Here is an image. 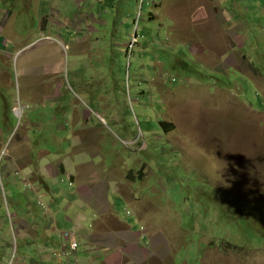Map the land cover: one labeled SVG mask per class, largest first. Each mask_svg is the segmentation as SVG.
Segmentation results:
<instances>
[{
    "label": "rangeland",
    "instance_id": "obj_1",
    "mask_svg": "<svg viewBox=\"0 0 264 264\" xmlns=\"http://www.w3.org/2000/svg\"><path fill=\"white\" fill-rule=\"evenodd\" d=\"M0 38V264H68L52 225L93 224L70 202L92 176L96 251L131 211L150 244L127 235L123 264H264V0H0ZM84 114L100 141L71 137ZM33 158L80 169L7 173Z\"/></svg>",
    "mask_w": 264,
    "mask_h": 264
},
{
    "label": "crops",
    "instance_id": "obj_2",
    "mask_svg": "<svg viewBox=\"0 0 264 264\" xmlns=\"http://www.w3.org/2000/svg\"><path fill=\"white\" fill-rule=\"evenodd\" d=\"M5 38H0V60L2 61L3 65H8V67L16 60V54L11 53L10 55L8 54H4L1 49H4L5 47ZM47 66L44 67H40V70H46ZM52 69V68H51ZM28 70V69H27ZM30 72V70H28ZM2 74V77L0 79V82L2 81L3 77L6 74V72H0ZM13 81V77L10 75V79L7 82V85L10 86L12 85ZM62 137V134L60 135ZM61 137L59 138V140L61 139ZM48 154L51 155V152H47ZM59 153L54 152V155L58 156ZM25 162V166L22 167H13V169H20L21 171H23L22 173L24 175H26L27 177L31 178L34 177L35 179H37L38 177H41L42 173H41V169L42 167H46L49 172L50 175L53 178H58L61 177L60 174V169L65 167V163L61 162L59 165H57L56 167L54 165H56L54 163V160H45L43 162H39L37 164H35V158L32 159V161L30 163H27V161H24L22 163ZM50 162V163H49ZM44 163V164H43ZM69 167L72 168V170L74 168H78L79 166V162L77 160H75L72 164H68ZM13 169H8V167H6V171H12ZM9 172H7L9 174ZM25 172V173H24ZM64 174V171L62 172ZM67 174H73V172L71 170H67L66 171ZM12 173L9 174V176H11ZM88 176V175H87ZM87 184L85 183H80L78 192L81 195V190L83 189H90L88 192H85V194L87 196L91 195L92 192L96 190V188L92 189V187H89L88 185L90 184H94L93 182H88L87 180L85 181ZM88 186V187H87ZM104 190H102L103 192ZM107 191V190H106ZM108 194V191H107ZM73 205L75 206H79L81 207L79 210H82L84 207L86 206H91L92 210L94 209H101L100 207V203L95 201L92 197L90 198H85V195L81 196V199L79 197H77L76 195H73ZM94 207H93V206ZM123 206V203L119 206H115V207H119L121 208ZM78 210V211H79ZM101 213V214H100ZM97 214V211H93L91 214V218H94V216ZM114 220L112 222L111 225L107 226V242L106 243H102L103 247L100 248L101 252L99 253L101 255L102 260H100V262H103V264H123V261L121 259V255L123 254L124 257V253L125 250L129 253H131V247L132 245L130 243H128V245H123L122 241L125 237H130L128 238V240H133V238H139L140 242L139 243H135L133 244L134 247L140 248V249H145V250H149L147 247V245L144 243L145 239L143 236V234L140 231H136V229H138L139 227H137L138 221L137 220H133V224L132 225H125L123 222L120 221V219L117 216H113ZM108 215L106 212H99V218L98 221L96 222V230L94 233L88 234V233H84L82 235V239L83 242L87 245H90L89 247L84 248V254H82L84 256V261H82V264H92L91 262H88L90 259V256H94L97 255V253L92 252L96 249H98L99 243L100 242V237H99V229L102 226V222L103 220L107 219ZM76 219L78 220V216H76ZM58 225H60V223L58 222ZM69 225V222L67 224H65V226ZM77 225V222L74 223V225L72 226L73 228H75ZM119 227V230H117ZM55 234L59 235V233H57L56 231L52 230ZM136 231V232H135ZM81 234V233H80ZM128 235V236H127ZM136 236V237H135ZM110 238H112V240H109ZM114 250H117V252H114ZM163 250V247L161 248V252Z\"/></svg>",
    "mask_w": 264,
    "mask_h": 264
},
{
    "label": "clouds",
    "instance_id": "obj_3",
    "mask_svg": "<svg viewBox=\"0 0 264 264\" xmlns=\"http://www.w3.org/2000/svg\"><path fill=\"white\" fill-rule=\"evenodd\" d=\"M52 76H53V73H52ZM55 89V88H54ZM17 110V112H18V114L22 117V112H23V107H19L18 109H16ZM79 114V113H78ZM80 116V119H81V125H84V126H86L87 125V127L86 128H84L83 130H81V132L82 133H80L79 131L78 132H71V137L73 136L74 138V140L76 141V142H80V143H83L84 142V140H85V138H86V136H85V134H83V132H88L89 133V135H90V137H92L94 140H96V141H100V137H99V135H97L95 132H94V128L93 127H91V125H90V118H88V115L87 114H84V115H79ZM75 117H76V115L74 116V120H75ZM64 121H67V122H63V124H71V122H69V120L67 119V118H65L64 119ZM164 123V122H163ZM163 126H165V125H163ZM62 133H60L59 134V136H57L56 138H55V140H59V138L61 137L60 135H61ZM43 135V134H42ZM94 135H96V137L94 138ZM44 136V135H43ZM76 137V138H75ZM60 154H58V156H59ZM83 155H85V156H88V155H90V153H89V150L87 151H85L84 152V154ZM74 161H68V163H65V167L64 168H61L60 169V174H61V176H63V175H68L67 173H66V171L67 170H69L68 169V164L70 163V164H72ZM56 165H54L55 167L57 166V165H59L60 163H61V161H58V162H54ZM80 163V162H79ZM80 167V165L78 166V170L80 169L79 168ZM0 170L2 171V169L0 168ZM13 171H15V173H16V176L18 177V178H21V179H25L27 182H29V180L28 179H30L29 177H27L26 175H24L22 172L23 171H21L20 169H13ZM64 171V174L62 173ZM25 173V172H24ZM9 174H10V172H9ZM92 176V174H90V173H87L86 174V176ZM142 175H144V172L140 175V176H142ZM140 178V177H139ZM89 180H91L94 184H96L97 182L95 181V179L93 178V176L92 177H90V178H88L87 179V181H89ZM86 181V180H85ZM82 182V181H81ZM81 182H78V184H79V186H80V183ZM94 184H90L91 185V187H93L94 186ZM72 186H73V184H71ZM114 187L116 188V184L114 185ZM100 189V191H101V193H102V188H99V187H96V189ZM105 188H106V185H105ZM78 189H79V187H78ZM108 195H109V192H108ZM129 195H130V197H132V195L130 194V192H129ZM77 197H79L80 199H81V195L80 194H78V195H76ZM38 198H39V204H40V206H42L43 208H44V210H45V212H52V209L48 206V204L47 203H45L44 202V198L41 196V194L38 196ZM123 201V200H122ZM137 199H133L131 202H129L128 200H126V199H124V201H123V206L121 207V208H123V207H126V204H128V205H133V206H137V207H140V204L139 203H137ZM70 202H71V205H73V198L70 200ZM93 206V205H92ZM94 207V206H93ZM114 207H115V203H114ZM115 208H119V207H115ZM139 211V210H138ZM99 210H97V214L94 216V218H91L92 219V221H93V224H90V227L87 229V230H84V232L83 233H81L82 232V230L81 231H79V232H76V231H59L57 228H54V226L55 227H57V226H60V225H58V222L57 223H55V224H53L52 225V230H54V231H56L57 233L58 232H60V233H62V234H60V236H62L68 243H69V245L68 246H65L64 248H63V251L61 252V253H56L55 254V257L56 258H58V259H60V258H64L66 261H67V263L68 264H71L72 262H74L75 264H82V261H84V256L82 255V254H84V248H86V247H89L90 245H87V244H85L84 242H83V239H82V235L84 234V233H88V234H91V233H94L95 232V230H96V222L98 221V218H99ZM119 213V212H118ZM118 213H116V216L120 219V221L121 222H123L122 220H121V218L118 216ZM101 214V213H100ZM43 215H45V214H43ZM136 216L137 218L136 219H133V220H137L138 221V224H137V227H139L140 229H141V233L143 234V237H144V239H145V241H144V243L148 246L150 243L149 242H147V239L149 238V236L147 235V234H145V229H146V225H145V221L144 220H142L141 218H140V216H139V212H137V213H135V214H133V212H131V211H129V216ZM48 216H50V215H48ZM124 223V222H123ZM125 225H128V224H126V223H124ZM81 233V234H80ZM97 250V249H96ZM96 250H94V251H92V252H95V253H97L98 255H100L99 253L101 252V249H99L98 251H96ZM167 254H168V252H167ZM101 256V255H100ZM164 257V256H163ZM165 257H167V256H165ZM96 258H98V256H96ZM93 260H94V258H93V256H90V259H89V261L88 262H91L92 264H93ZM99 262L100 261H98L96 264H99Z\"/></svg>",
    "mask_w": 264,
    "mask_h": 264
},
{
    "label": "trees",
    "instance_id": "obj_4",
    "mask_svg": "<svg viewBox=\"0 0 264 264\" xmlns=\"http://www.w3.org/2000/svg\"><path fill=\"white\" fill-rule=\"evenodd\" d=\"M163 125H165L164 123H163ZM73 198V197H72Z\"/></svg>",
    "mask_w": 264,
    "mask_h": 264
}]
</instances>
